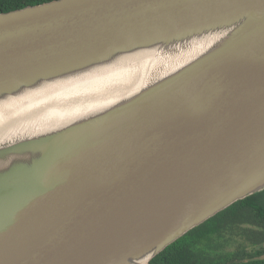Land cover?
<instances>
[{"label":"water","instance_id":"water-1","mask_svg":"<svg viewBox=\"0 0 264 264\" xmlns=\"http://www.w3.org/2000/svg\"><path fill=\"white\" fill-rule=\"evenodd\" d=\"M214 33L140 90L0 140V264H152L264 190V0H52L0 13L9 114L51 112V92L127 53Z\"/></svg>","mask_w":264,"mask_h":264},{"label":"bare ground","instance_id":"bare-ground-1","mask_svg":"<svg viewBox=\"0 0 264 264\" xmlns=\"http://www.w3.org/2000/svg\"><path fill=\"white\" fill-rule=\"evenodd\" d=\"M218 34L208 35L196 39L189 44L179 45L176 48H161L152 50H138L130 52L117 59L118 65H109L105 69L95 70L98 74L78 80L72 88L62 86L56 92H51L61 103H54L53 110L44 109L37 114H9L3 107L0 110V121L6 122L0 126V140L25 134L39 128L54 127L70 120L80 113L98 108L104 101L114 100L125 94L134 93L152 79L164 76L173 71L178 65L197 56L204 48L215 43ZM176 46V45H175ZM70 94L69 97L62 95ZM49 94H41L42 99H47ZM15 105L23 100L12 98ZM62 106L61 110H58ZM28 115V116H26ZM45 118L46 120H42ZM22 121L21 127H16L15 122Z\"/></svg>","mask_w":264,"mask_h":264},{"label":"trees","instance_id":"trees-1","mask_svg":"<svg viewBox=\"0 0 264 264\" xmlns=\"http://www.w3.org/2000/svg\"><path fill=\"white\" fill-rule=\"evenodd\" d=\"M52 0H0V13ZM236 250H224L238 238ZM152 264H264V190L210 218L158 254Z\"/></svg>","mask_w":264,"mask_h":264},{"label":"rangeland","instance_id":"rangeland-1","mask_svg":"<svg viewBox=\"0 0 264 264\" xmlns=\"http://www.w3.org/2000/svg\"><path fill=\"white\" fill-rule=\"evenodd\" d=\"M240 242L244 245L246 240L244 238L239 237L236 241L231 242V245H228V243H227L225 246H232V247H224L223 251L226 249L227 250L230 249L232 251L236 250V246H238Z\"/></svg>","mask_w":264,"mask_h":264}]
</instances>
